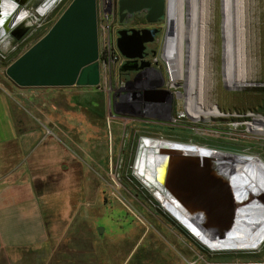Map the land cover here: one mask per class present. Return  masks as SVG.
Masks as SVG:
<instances>
[{
  "label": "rangeland",
  "instance_id": "rangeland-1",
  "mask_svg": "<svg viewBox=\"0 0 264 264\" xmlns=\"http://www.w3.org/2000/svg\"><path fill=\"white\" fill-rule=\"evenodd\" d=\"M68 3L58 4L35 26L16 27L13 31L23 35L19 40L14 37L9 39L7 44L10 48L15 47L14 51L0 45V89L30 100L34 104L36 116L42 118L49 130L68 147L74 159L82 163V208L93 211L92 219L99 231L96 237L94 231L92 235L82 229L84 239L69 245L73 251L68 255L82 258L83 263L88 261L86 258H97L100 264H107L116 257H121V260L125 258V264H264V244L256 253L207 252L163 214L152 196L132 177L137 144L142 137L192 142L210 149L257 156L264 162V137L234 128L235 124L242 126L249 121L246 114L264 118V0H240L242 9L244 4H248L247 12L250 14L249 30L244 26L242 33L244 43L247 32L250 38L249 55L253 58L250 83L248 72H240L242 56L240 50L237 51L234 29L237 24L236 0H232L231 9L232 79L230 83L228 81L224 55L223 4L226 0H218L221 53L218 54L216 49L212 58L216 72L212 99L222 116L210 120L183 117L174 96L169 100L168 117L143 111L156 97L151 95L152 91L161 89L173 94L177 90L180 93L185 91L184 88H175L171 62L166 64L161 57L165 38L169 40L171 32L167 24L158 37L157 53L151 68L137 78H129L128 84L117 77L107 78L108 70L102 66L97 87L16 88L5 77V64L18 58L39 40ZM216 3L217 0H214L212 4ZM185 4L189 8L192 0H185ZM111 12V7L104 12L102 7L97 6L99 21L106 20V15L109 18ZM215 26L216 18L214 32ZM100 33L99 43L103 50L107 37L102 36V30ZM37 34L41 36L35 40ZM215 45L217 47V42ZM238 46H242L241 40ZM184 86L189 93L200 92L199 87ZM132 92L140 93L141 98L130 100L126 93ZM122 104L137 105L138 115L116 108ZM63 248H60L62 253H69Z\"/></svg>",
  "mask_w": 264,
  "mask_h": 264
},
{
  "label": "bare ground",
  "instance_id": "bare-ground-1",
  "mask_svg": "<svg viewBox=\"0 0 264 264\" xmlns=\"http://www.w3.org/2000/svg\"><path fill=\"white\" fill-rule=\"evenodd\" d=\"M213 2L214 0H194L189 8L185 4V0H167L166 4V15L169 13L166 24L171 29L169 40L166 43H169L170 47L171 67L175 77L174 83L200 88L198 94L186 91L176 97L181 115L190 120L194 118L210 120L222 116L218 112L216 102L212 99V87L216 84V72L212 58L216 49L218 54L221 53L218 31L220 4H218V0L216 4H212ZM60 3H62V0H0V45L7 44L11 36L5 30L7 25L8 28L13 25L12 31L20 25L33 26ZM226 3L223 4L224 55L230 83L232 79L231 54L233 52L231 37L233 36L231 32L232 0H226ZM236 8L237 24L234 29L236 30L237 51L240 50L242 56L240 72H248L247 79L250 83L253 58L249 55L250 38L248 32L245 39L246 43L242 39L244 26L249 30L250 14L247 12L248 4H244L242 9L240 0H236ZM214 18H216L215 32L213 27ZM239 40H241L242 45L240 47L238 46ZM216 42L217 47L216 45L214 47ZM218 63L220 64V62ZM153 100V103L145 106L143 111L145 113L150 112V114L153 111L152 114L168 117L169 111L167 113L161 112L159 110L160 102L156 97ZM136 109H138L137 105L131 111L132 114L138 115ZM246 116H248L249 121L242 124V126L235 124L234 128H242L253 135L264 137V118L251 114H246ZM227 151L210 149L192 142L166 140L162 137H142L137 144L132 166V177L152 196L162 213L168 216L193 242L207 252L256 253L260 251L264 244V206L255 211L248 221H240L231 225L220 224L216 220L201 217L183 201L164 190L155 177L157 164L169 154L198 158L205 156L227 162V164H233L235 167L239 166L241 173H244L246 178L260 182L264 187V162L261 158ZM228 172L230 176L234 175V170ZM246 178L244 180L242 178L239 183L240 192H244L247 186L246 180L248 178Z\"/></svg>",
  "mask_w": 264,
  "mask_h": 264
},
{
  "label": "water",
  "instance_id": "water-1",
  "mask_svg": "<svg viewBox=\"0 0 264 264\" xmlns=\"http://www.w3.org/2000/svg\"><path fill=\"white\" fill-rule=\"evenodd\" d=\"M117 10L119 15L144 12L146 23L154 25L164 18L166 4L165 0H118ZM12 29L13 25L5 27L19 40L23 34L18 35ZM156 33V29L118 32L116 48L125 59L121 71L143 67L142 63L139 68L133 65L142 59L144 45L152 42ZM4 74L18 89L97 87L100 84L97 0L69 1L49 30L8 65ZM130 107L116 106L123 111ZM230 170H234V175H229ZM241 172L239 166L211 157L169 154L157 164L155 177L164 190L201 217L231 225L250 220L264 206L262 184L247 179ZM242 178L247 179L244 192L239 190Z\"/></svg>",
  "mask_w": 264,
  "mask_h": 264
},
{
  "label": "crops",
  "instance_id": "crops-1",
  "mask_svg": "<svg viewBox=\"0 0 264 264\" xmlns=\"http://www.w3.org/2000/svg\"><path fill=\"white\" fill-rule=\"evenodd\" d=\"M34 110L0 89V264H100L68 255L84 239L82 229L96 237L99 230L93 211L82 208V163Z\"/></svg>",
  "mask_w": 264,
  "mask_h": 264
},
{
  "label": "flooded vegetation",
  "instance_id": "flooded-vegetation-1",
  "mask_svg": "<svg viewBox=\"0 0 264 264\" xmlns=\"http://www.w3.org/2000/svg\"><path fill=\"white\" fill-rule=\"evenodd\" d=\"M194 3V0H192V4ZM165 4H167V0H165ZM146 14L144 12L141 13H134V14H118L117 10V4H113L112 12L110 13L109 18L106 20H100L97 14V27H98V45H99V64H100V80L102 75V66L108 70L107 78L117 77L121 79V81H124L125 84H128V79L132 77H139L143 75L145 71H147L152 66L153 58L156 56L157 53V46H158V37L162 30H165V24L168 21L169 13L166 12L164 14V18L157 22L154 25H148L145 21ZM103 21V22H102ZM103 25V27L101 26ZM143 29H156L157 33L154 36V40L150 43H147L144 45V50L142 52L143 57L140 61L137 62L136 65H133V67L139 68L141 63L143 67L141 69L135 70V71H121L120 68L122 65H124L125 59L120 55L116 48V40L118 38V32L119 31H127L129 34L131 30H143ZM102 30V36L107 37L106 41L104 42V49L101 50V46L99 43L100 38V32ZM168 39L165 38L163 47H162V59L165 61L166 64L171 62L170 59V47L169 43H166ZM164 57V58H163ZM159 60V58H158ZM168 68V67H167ZM122 83V82H121ZM174 84V81L172 82ZM224 86V85H223ZM175 88L181 89L184 88L186 91V88L184 85H176ZM225 88V87H224ZM185 91L181 92L184 93ZM145 93V92H144ZM180 92H175L174 94L171 92H167L165 90H155L152 91L151 95L156 96L157 100L160 102V111L167 113L169 111V100L171 99V96L177 97L178 94H181ZM127 96H129L130 100H139L141 98L140 93H126ZM126 96V97H127ZM145 97V96H144ZM149 97V95H148ZM164 98V99H163ZM167 98V100H166ZM166 101V102H165ZM132 107L128 108L129 111H132L135 109V104L131 105ZM148 111V110H147ZM155 112V111H154ZM150 113V112H148ZM153 111H151V114Z\"/></svg>",
  "mask_w": 264,
  "mask_h": 264
},
{
  "label": "built area",
  "instance_id": "built-area-1",
  "mask_svg": "<svg viewBox=\"0 0 264 264\" xmlns=\"http://www.w3.org/2000/svg\"><path fill=\"white\" fill-rule=\"evenodd\" d=\"M69 1H71V0H62V2H65V3H68ZM117 1L118 0H97V6L98 7H102L103 11L105 12V11L109 10L110 7L113 8L112 7L113 4H117ZM107 18H108V16L106 15V19ZM11 37L12 36H10L9 39H12ZM2 47L7 50L8 48H10V45L9 44H5V45H2ZM10 49H11V51H14L16 48L15 47H11Z\"/></svg>",
  "mask_w": 264,
  "mask_h": 264
},
{
  "label": "trees",
  "instance_id": "trees-1",
  "mask_svg": "<svg viewBox=\"0 0 264 264\" xmlns=\"http://www.w3.org/2000/svg\"><path fill=\"white\" fill-rule=\"evenodd\" d=\"M40 36H41V35H38V34H37V35L35 36V40H37ZM36 38H37V39H36ZM15 59H17V57H15ZM15 59H14V60H15ZM14 60H13V61H14ZM13 61H8V62L5 64V66L7 67V66L10 65Z\"/></svg>",
  "mask_w": 264,
  "mask_h": 264
}]
</instances>
